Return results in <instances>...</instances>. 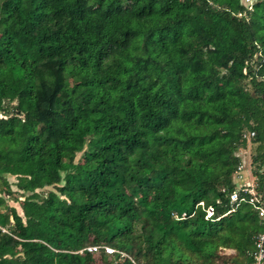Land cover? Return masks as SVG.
<instances>
[{"label": "trees", "instance_id": "trees-1", "mask_svg": "<svg viewBox=\"0 0 264 264\" xmlns=\"http://www.w3.org/2000/svg\"><path fill=\"white\" fill-rule=\"evenodd\" d=\"M247 2L0 0V264L254 262L264 221L231 204L250 144L264 201V0Z\"/></svg>", "mask_w": 264, "mask_h": 264}, {"label": "built area", "instance_id": "built-area-1", "mask_svg": "<svg viewBox=\"0 0 264 264\" xmlns=\"http://www.w3.org/2000/svg\"><path fill=\"white\" fill-rule=\"evenodd\" d=\"M255 135L254 132L251 133V137ZM242 170V167L239 168V172ZM243 193L249 194L250 198L242 197L239 191H236L231 196V204L239 205L241 203H248L258 211L259 217L264 221V201L261 197H258L252 188H247L246 184H243L239 188ZM209 215H212L213 209H208ZM256 251L253 253L254 262L252 264H264V233L259 235L255 242ZM100 249H104L107 255H113L115 253H120L122 256H125L124 253L117 251L116 249L110 246H91L87 247L84 250L80 251L83 253L87 251L89 253H96Z\"/></svg>", "mask_w": 264, "mask_h": 264}, {"label": "rangeland", "instance_id": "rangeland-1", "mask_svg": "<svg viewBox=\"0 0 264 264\" xmlns=\"http://www.w3.org/2000/svg\"><path fill=\"white\" fill-rule=\"evenodd\" d=\"M245 2L247 3V5H251L250 2H247V0H245ZM1 117V115H0ZM252 142V141H251ZM250 143V142H248ZM257 145H252L250 144L249 145V150H248V153L247 154H242V157L244 159V161L246 162V170L248 172V177H252V181H254L255 179L253 178L254 177V163H253V159H254V156L257 155L256 153V148ZM79 159L80 158V154L77 156ZM241 168V167H240ZM8 180H9V184L11 185V188L13 191H16L17 188L16 186L14 185L17 181V178L13 177V176H7ZM251 184V183H250ZM255 184V182H254ZM50 190H55L54 188L50 187V188H46L45 190H42L44 191V193H47L48 191ZM42 191H38V192H42ZM5 197L7 198V204H8V209H10L11 207H14L16 208L17 212L23 216V211H22V208H21V202L20 200H22L23 198H19L18 195L14 196V195H5ZM223 254L227 257H230V256H234L235 255V251L233 250H225L223 252ZM96 264H104V262L97 256V260H96Z\"/></svg>", "mask_w": 264, "mask_h": 264}, {"label": "crops", "instance_id": "crops-1", "mask_svg": "<svg viewBox=\"0 0 264 264\" xmlns=\"http://www.w3.org/2000/svg\"><path fill=\"white\" fill-rule=\"evenodd\" d=\"M248 151H245L243 154H247ZM252 177H248V172L245 169V167H242V170L240 172L237 173L236 175V182L239 185H243V184H247V183H251V185H254V181H252Z\"/></svg>", "mask_w": 264, "mask_h": 264}]
</instances>
